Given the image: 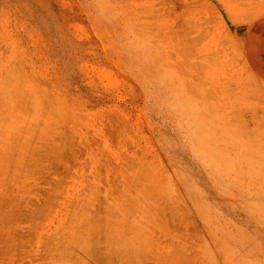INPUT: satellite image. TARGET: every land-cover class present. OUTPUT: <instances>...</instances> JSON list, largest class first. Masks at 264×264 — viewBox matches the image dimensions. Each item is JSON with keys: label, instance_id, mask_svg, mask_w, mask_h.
<instances>
[{"label": "rangeland", "instance_id": "obj_1", "mask_svg": "<svg viewBox=\"0 0 264 264\" xmlns=\"http://www.w3.org/2000/svg\"><path fill=\"white\" fill-rule=\"evenodd\" d=\"M263 14L0 0V264H264Z\"/></svg>", "mask_w": 264, "mask_h": 264}, {"label": "crops", "instance_id": "obj_2", "mask_svg": "<svg viewBox=\"0 0 264 264\" xmlns=\"http://www.w3.org/2000/svg\"><path fill=\"white\" fill-rule=\"evenodd\" d=\"M245 50L251 70L264 83V14L251 24L246 35Z\"/></svg>", "mask_w": 264, "mask_h": 264}, {"label": "bare ground", "instance_id": "obj_3", "mask_svg": "<svg viewBox=\"0 0 264 264\" xmlns=\"http://www.w3.org/2000/svg\"><path fill=\"white\" fill-rule=\"evenodd\" d=\"M215 30H216V29H215ZM223 33H224V32H223ZM220 35H221V34H220ZM218 36H219V35H218ZM221 36H222V35H221ZM215 37H216V36H215ZM219 37H220V36H219ZM216 40H217V39H216ZM218 40H219V39H218ZM218 40H217V41H218ZM222 41L224 42V38H223L222 40H219V41H218V44L220 45L219 42L222 43ZM216 44H217V42H216ZM223 47H224V46H223ZM221 51L224 52V49L222 50V48H221ZM226 55H227V53H226ZM226 55H225V56H226ZM226 59H227V58H226ZM229 61H230V58H228V62H229Z\"/></svg>", "mask_w": 264, "mask_h": 264}]
</instances>
